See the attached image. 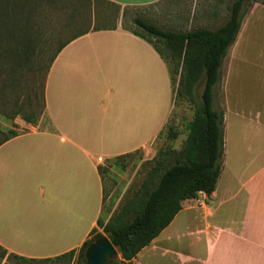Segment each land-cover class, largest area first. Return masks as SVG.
<instances>
[{"label":"crops","instance_id":"obj_1","mask_svg":"<svg viewBox=\"0 0 264 264\" xmlns=\"http://www.w3.org/2000/svg\"><path fill=\"white\" fill-rule=\"evenodd\" d=\"M107 1L123 11L164 0ZM222 91L225 138L231 108ZM172 94L166 63L120 23L64 45L44 81V118L0 144V246L35 259L77 249L116 208L104 207L106 161L150 151ZM241 107L242 137L256 136L259 146L247 145L255 155L244 162L237 152L229 165L224 146L214 191L183 200L132 264H264V106L255 117Z\"/></svg>","mask_w":264,"mask_h":264},{"label":"trees","instance_id":"obj_2","mask_svg":"<svg viewBox=\"0 0 264 264\" xmlns=\"http://www.w3.org/2000/svg\"><path fill=\"white\" fill-rule=\"evenodd\" d=\"M23 1L0 0V77H4L0 78L2 87L14 77L22 62H25L33 41L31 18L33 13L38 14V11L33 7L23 9ZM50 1H59L60 10H71L72 13L67 12L69 23L78 25L49 56L44 81L53 59L64 45L88 31L116 27V12L112 25L95 26L93 0ZM67 1L71 2L65 7L64 2ZM250 1L231 0L227 18L216 28L197 27L186 31L165 29L141 16L133 18L132 22L136 28L126 27L121 23L124 29L148 42L166 63L172 85L173 103L176 100L186 101L192 107V117L186 124L187 133L181 147L159 149L150 159L149 167L138 187L113 210L106 221L98 218L97 227L91 229L88 238L77 249H71L53 258L35 259L10 253L0 246V264H8L11 260L17 264L55 260L85 264V248L103 234L120 254V258L115 259L113 264H132V259L137 253L180 211L183 200L192 199L199 192L209 195L214 191L224 154V113L215 105L214 90L221 80L224 57L240 30L245 4ZM33 2L35 0L31 1ZM109 3L118 6L113 2ZM42 10L43 6L40 11ZM124 15L125 9L121 13V16ZM41 54L40 50L39 55ZM43 90L44 83L41 92L42 113ZM3 114L11 119L19 115L30 124H35L40 115L21 114L18 109H11L9 113ZM168 131V137L174 139L177 132L171 128ZM17 134L15 130L8 129L6 135L0 139V144ZM98 227L101 231L97 230Z\"/></svg>","mask_w":264,"mask_h":264},{"label":"rangeland","instance_id":"obj_3","mask_svg":"<svg viewBox=\"0 0 264 264\" xmlns=\"http://www.w3.org/2000/svg\"><path fill=\"white\" fill-rule=\"evenodd\" d=\"M31 1L22 2L24 3L23 9L33 7L38 11V14L33 13L31 18L33 41L29 53L24 59L25 62L17 68V73L6 82L4 87L0 81V110L2 111H0V139L6 135L8 129L19 133L26 131L30 124L19 115L11 119L3 112L9 113L11 109H18L21 114H40L38 119L44 118L41 92L49 56L59 43L74 32L78 25L69 23L67 12L71 10L58 9L59 1L53 3L50 0H35L33 3ZM70 2H64V6L67 7ZM230 4L231 0H164L146 7L124 8L125 15L121 16L120 6L115 7L109 2L93 0L94 24L100 27L112 25L116 12V23L121 24L122 22L124 26L131 28L135 27L132 22L135 16H141L165 29L186 31L197 27L216 28L227 18ZM42 6L43 10L40 11ZM40 50L42 51L41 56L39 55ZM226 74L230 76L224 82ZM222 87L231 108L225 127L226 162L233 165L238 153H241V159L244 162L249 161L252 155H255L247 148L248 144L253 145L254 148L259 146L256 136L253 141L251 137H242L238 113L242 111L241 103L244 104L247 114L250 115L252 112V117H255V113L262 110L264 106V0H251L245 4V13L237 39L223 60L221 80L214 90L215 105L223 110L225 98ZM173 104L168 122L160 135L154 139L149 152L144 153L137 150L106 161L102 174L106 185L104 207L107 212L113 207L117 209L124 199L138 187L146 174L150 159L159 149L165 147L179 149L181 147L187 133L186 124L192 117V107L186 101L176 100ZM226 106L229 110L227 102ZM169 128L177 132L174 139L168 137ZM110 167L114 169L110 170ZM105 216L106 213L102 217L103 220ZM97 230L101 231V228L98 227ZM8 264H17V262L11 260ZM35 264L74 263L67 262V260H55Z\"/></svg>","mask_w":264,"mask_h":264},{"label":"water","instance_id":"obj_4","mask_svg":"<svg viewBox=\"0 0 264 264\" xmlns=\"http://www.w3.org/2000/svg\"><path fill=\"white\" fill-rule=\"evenodd\" d=\"M84 258L85 264H113L115 259L120 258V254L109 238L103 234L87 245Z\"/></svg>","mask_w":264,"mask_h":264}]
</instances>
